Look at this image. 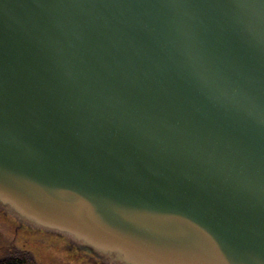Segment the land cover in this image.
<instances>
[{
    "label": "water",
    "instance_id": "95a60500",
    "mask_svg": "<svg viewBox=\"0 0 264 264\" xmlns=\"http://www.w3.org/2000/svg\"><path fill=\"white\" fill-rule=\"evenodd\" d=\"M0 215L99 264H264V0H0Z\"/></svg>",
    "mask_w": 264,
    "mask_h": 264
},
{
    "label": "rangeland",
    "instance_id": "374dc122",
    "mask_svg": "<svg viewBox=\"0 0 264 264\" xmlns=\"http://www.w3.org/2000/svg\"><path fill=\"white\" fill-rule=\"evenodd\" d=\"M16 224L0 215V261L11 257L26 259L29 264H99L83 252H68L66 240L19 230Z\"/></svg>",
    "mask_w": 264,
    "mask_h": 264
},
{
    "label": "trees",
    "instance_id": "16d2710c",
    "mask_svg": "<svg viewBox=\"0 0 264 264\" xmlns=\"http://www.w3.org/2000/svg\"><path fill=\"white\" fill-rule=\"evenodd\" d=\"M0 264H29V262L24 258L11 257L0 261Z\"/></svg>",
    "mask_w": 264,
    "mask_h": 264
},
{
    "label": "flooded vegetation",
    "instance_id": "af4514ba",
    "mask_svg": "<svg viewBox=\"0 0 264 264\" xmlns=\"http://www.w3.org/2000/svg\"><path fill=\"white\" fill-rule=\"evenodd\" d=\"M33 231H36V230H33ZM37 233H39V234H41V235H43V236H44V234H46V233L43 232V231H37Z\"/></svg>",
    "mask_w": 264,
    "mask_h": 264
}]
</instances>
